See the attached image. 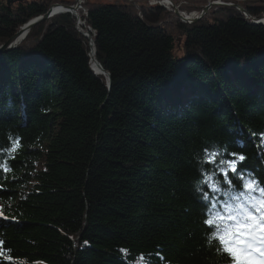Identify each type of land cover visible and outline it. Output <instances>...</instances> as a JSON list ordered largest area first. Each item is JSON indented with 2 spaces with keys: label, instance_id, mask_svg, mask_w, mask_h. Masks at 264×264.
Listing matches in <instances>:
<instances>
[{
  "label": "trees",
  "instance_id": "16d2710c",
  "mask_svg": "<svg viewBox=\"0 0 264 264\" xmlns=\"http://www.w3.org/2000/svg\"><path fill=\"white\" fill-rule=\"evenodd\" d=\"M236 5L264 16V0ZM48 9L0 0V45ZM138 9L82 7L110 88L68 13L0 54V264H228L206 245L203 220L212 204L231 203L229 185L219 160H198L243 154L231 191L243 190L241 177L264 188V25L209 10L199 24L175 25L178 58L163 21L179 18Z\"/></svg>",
  "mask_w": 264,
  "mask_h": 264
},
{
  "label": "snow or ice",
  "instance_id": "6c2138e0",
  "mask_svg": "<svg viewBox=\"0 0 264 264\" xmlns=\"http://www.w3.org/2000/svg\"><path fill=\"white\" fill-rule=\"evenodd\" d=\"M261 145L264 146V136L261 137ZM18 147L19 144L17 143L9 151L15 152ZM220 155L218 151H208L204 153L203 157L206 164L210 165L216 164L219 160L218 172L225 179H227L229 172L236 173L237 165L246 159L243 154L237 152L230 153V159H221ZM0 167H3V165H0ZM5 170L8 169L5 167ZM206 179L208 189L216 192L219 181L214 182L213 176H208ZM241 182L244 189L242 195L248 201L256 204L255 207H248L245 217L247 222H237L236 218L231 215L227 217L210 215V218L207 221L203 220V223L206 222L211 225L213 219L216 218L234 221L232 225L226 226L227 230L221 234L223 238L218 245H215L218 257L228 262L231 261V264H264V188L260 187L254 178L241 177ZM202 199L208 200V195L204 194ZM209 212L211 214V208ZM221 249L223 254H221ZM121 251L126 252L127 250L122 249ZM0 255H3L2 251H0ZM138 260L139 264H146L143 256L139 257Z\"/></svg>",
  "mask_w": 264,
  "mask_h": 264
},
{
  "label": "rangeland",
  "instance_id": "374dc122",
  "mask_svg": "<svg viewBox=\"0 0 264 264\" xmlns=\"http://www.w3.org/2000/svg\"><path fill=\"white\" fill-rule=\"evenodd\" d=\"M6 3V0H2ZM74 1L75 0H9V4L10 6L8 7H12V8H17L19 5L21 4H26V3H44V4H48L49 6V9L47 11V13H50V16L48 18H46L43 22L47 21L48 19L52 18V17H56L57 15H60V14H65L67 12H60L59 10L57 9H53L51 10V8L53 6H63V2H72L74 4ZM91 2V3H112V4H118V5H130L131 7H134V9H137L139 10L138 8L141 7V6H149V7H153V6H160L162 7L166 12H170L171 10L173 11V9L170 7L169 8V4H167L166 2L164 1H158V0H81V7H83V5H85V3L87 2ZM172 1V3L174 4L175 8L181 13V14H184L186 13L185 15H188L190 16L191 14H199L205 6H207L208 3H211L210 1L208 2H204V1H200V0H186V1H173V0H170ZM214 3H218V5H214L212 7L209 8V10L212 12L211 14H213L214 16H225L224 13L226 11L224 10H228V9H232V10H236L235 8L233 7H229L227 5H236L237 4V0H215V1H212ZM162 3H166V6L162 5ZM72 4V5H73ZM7 5V4H6ZM72 5H68V6H72ZM56 10V11H54ZM209 10L204 14V16L196 23H187V22H183L178 16L179 20H175V19H165V21H163V26H165L164 28L167 29V31L169 33H171L174 37V49H173V54L175 57H178V58H181L182 57V51H181V43L184 41V38L183 36H181L175 29V25L177 23H182V24H185V25H188V26H192V25H196V24H199L200 21H202L204 19V17L208 14ZM224 11V12H223ZM55 12V13H53ZM239 12V11H238ZM46 13V14H47ZM68 14L74 16V14L72 13H69ZM84 14H85V10H84ZM174 14V13H173ZM216 14V15H215ZM44 16V15H42ZM194 17V16H193ZM38 18V17H37ZM36 19V18H35ZM33 19V20H35ZM32 21V20H31ZM31 21H29L27 24H29ZM162 23V22H161ZM161 23L159 24V26L161 25ZM25 24L24 26H22L20 29H24L25 26L27 25ZM257 24H262L264 25V23H262V21L260 20L259 23ZM78 26H79V23H78ZM82 26L83 27H86L83 22H82ZM34 27V26H33ZM32 27V28H33ZM31 28V29H32ZM79 28V27H78ZM19 29V30H20ZM30 29V30H31ZM87 31L89 29V27L87 28ZM29 30V31H30ZM80 30V33H82V35H86V32H82L83 30L79 29ZM29 31L22 35V37H26V35L29 33ZM88 34L89 36H91V31L89 33L88 31ZM13 37V36H12ZM86 37V36H85ZM92 40L94 41L95 43V39L91 36ZM88 39V38H87ZM89 40V39H88ZM5 44V43H4ZM2 44V45H4ZM89 44H90V40H89ZM1 46V45H0ZM90 46H92L90 44ZM92 49H94V44L92 46ZM93 56L95 57V50H94V54ZM90 57H91V52H90ZM91 68V67H90ZM92 70V68H91ZM93 71V70H92ZM94 72V71H93ZM1 215V213H0Z\"/></svg>",
  "mask_w": 264,
  "mask_h": 264
},
{
  "label": "clouds",
  "instance_id": "9594fccd",
  "mask_svg": "<svg viewBox=\"0 0 264 264\" xmlns=\"http://www.w3.org/2000/svg\"><path fill=\"white\" fill-rule=\"evenodd\" d=\"M223 151V150H222ZM208 152V151H206ZM206 163V161L204 160V157L200 158L198 160V163ZM225 184L229 185V192L224 193L227 196H230L231 198V203H224L220 210L217 211L216 210V205L212 204L211 205V214L210 215H215V216H220L223 215L225 217L231 215L234 216L236 218V221H244L247 222L245 220V217L247 215V211H248V207H255L256 204L255 202H250L246 199V197L244 195H242V193L244 192L243 189V184H242V191H240L239 193H235L233 191H231L232 189V185L231 183L225 179L224 181ZM220 188L218 187L216 189V192H220ZM257 195H259V193H257ZM210 215H207L204 219V221H207L210 218ZM234 221L232 220H220L218 218L213 219V223L211 225L207 224L206 222H204V225L207 226L208 229H210V231H207L205 234V242L206 245L211 247L214 243L216 245H218L220 243V240L223 238L221 236V234L223 232H225L227 230L226 226H230L233 224ZM216 253H217V248L215 249ZM221 254L222 253V249H221ZM228 264H231V261L228 262Z\"/></svg>",
  "mask_w": 264,
  "mask_h": 264
},
{
  "label": "water",
  "instance_id": "95a60500",
  "mask_svg": "<svg viewBox=\"0 0 264 264\" xmlns=\"http://www.w3.org/2000/svg\"><path fill=\"white\" fill-rule=\"evenodd\" d=\"M158 1H161V2L164 1L167 4H169V6L173 9V13L176 16H178L183 22H187V23H196V22H198L204 16V14L209 10L210 7H212L214 5H218V3H214V2L208 3L207 6H205L204 9L199 14H195L194 17H191V16H188V15H185V14H181L175 8L174 4L170 0H158ZM6 4H7V6H10L9 0H6ZM80 4H81V0H75L74 4L72 6H64V7L63 6H53L51 8V10L59 9L60 12H67V13L69 12V13L73 14L75 11H77L78 9L81 8ZM227 6L233 7L237 11H239L242 14L246 15L244 10L240 6H237V5H227ZM49 16H50V13H47L44 16L38 17L35 20H32L29 24H27L23 30L22 29L18 30L13 35V37H11L4 45L0 46V54H4V53H7V52L12 51L13 49H15L17 47V45L24 39V37H22L21 41L17 42V39L19 37H21L22 35L26 34L33 26L43 22ZM246 17L250 20V24H252V25L259 23L260 20L262 21V23H264V16L260 20H256L253 17H248L247 15H246ZM83 24H84V22H83ZM88 31L90 33L91 29L89 28ZM88 31L86 32L85 36L90 40V44L93 46L94 41L92 40L91 36H89ZM97 65H98L99 68H101L99 64H97ZM105 74L107 76V80H106L107 81V86H108V88H110V85H111L110 84V77H109V75L107 73H105Z\"/></svg>",
  "mask_w": 264,
  "mask_h": 264
},
{
  "label": "bare ground",
  "instance_id": "6f19581e",
  "mask_svg": "<svg viewBox=\"0 0 264 264\" xmlns=\"http://www.w3.org/2000/svg\"><path fill=\"white\" fill-rule=\"evenodd\" d=\"M162 5L166 6V3H162ZM169 8H170V6H169ZM57 10H59V9H57ZM54 11H56V10H54ZM53 13H55V12H53ZM73 14H74V17L76 18V20L79 21V26H78L79 29L83 30L82 32H87L86 27H83L82 22H81L82 7L80 9H78L77 11H75ZM194 15L195 14L193 13L190 16L193 17ZM21 38H22V36L17 39V42H20ZM90 50H91L90 67L92 68V70L94 71V73L97 76L101 77L102 79H104L106 81L107 80L106 74L104 73V71L101 68L98 67V65H97L98 62L95 60V57L93 56L94 50L92 49V46H90ZM106 84H107V82H106Z\"/></svg>",
  "mask_w": 264,
  "mask_h": 264
}]
</instances>
